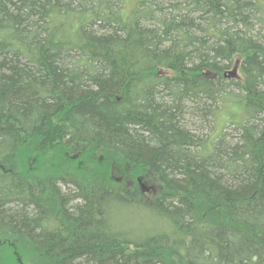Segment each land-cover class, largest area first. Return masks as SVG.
<instances>
[{
  "label": "trees",
  "instance_id": "obj_1",
  "mask_svg": "<svg viewBox=\"0 0 264 264\" xmlns=\"http://www.w3.org/2000/svg\"><path fill=\"white\" fill-rule=\"evenodd\" d=\"M0 264H264V0H0Z\"/></svg>",
  "mask_w": 264,
  "mask_h": 264
},
{
  "label": "rangeland",
  "instance_id": "obj_2",
  "mask_svg": "<svg viewBox=\"0 0 264 264\" xmlns=\"http://www.w3.org/2000/svg\"><path fill=\"white\" fill-rule=\"evenodd\" d=\"M231 125H229L228 127V130H230V127ZM203 134H205V131H203ZM137 180L139 182V185H140V188H142V191L145 192V193H148L149 190H150V185H152V182L151 181H147L144 177L142 176H138L137 177ZM144 193V194H145Z\"/></svg>",
  "mask_w": 264,
  "mask_h": 264
}]
</instances>
